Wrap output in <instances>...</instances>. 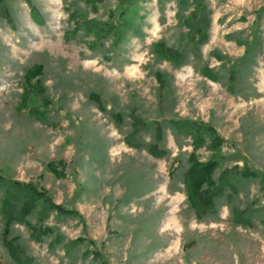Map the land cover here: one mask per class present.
<instances>
[{"label":"rangeland","instance_id":"obj_1","mask_svg":"<svg viewBox=\"0 0 264 264\" xmlns=\"http://www.w3.org/2000/svg\"><path fill=\"white\" fill-rule=\"evenodd\" d=\"M203 1L192 39L194 0L1 2L0 173L73 212L26 216L48 229L39 239L15 221L4 235L0 212V264H20L5 240L21 264H264V0ZM174 121L213 135L193 148ZM192 152L217 154L213 186L227 170L201 217L184 184Z\"/></svg>","mask_w":264,"mask_h":264},{"label":"trees","instance_id":"obj_2","mask_svg":"<svg viewBox=\"0 0 264 264\" xmlns=\"http://www.w3.org/2000/svg\"><path fill=\"white\" fill-rule=\"evenodd\" d=\"M0 0V12L6 14V9L1 5ZM88 3H94L95 1L100 0H86ZM129 3L130 0H119ZM195 8L194 11L190 14V16L186 19V25L190 29V38H193L191 32L196 31L202 34V26L208 23V19L204 16L205 5L203 0H194ZM198 14H202V16L193 22L196 19ZM121 31H116L114 34V39L119 41L121 39ZM154 51L156 54L162 58L168 59L172 61L175 65L181 64L185 60V56L180 55L179 52L175 51L173 48L167 47L163 42H156L154 44ZM41 70V66H36L33 72L29 71L25 74V81L29 84L31 80V76L33 73H38ZM209 70V69H208ZM207 69L203 70V74L207 77H211L209 75V71ZM158 75V79L162 82L160 75ZM25 93L22 95V104L25 101ZM36 116H41L39 113H36ZM138 119L136 120V125L138 124ZM172 124L175 126L174 128L177 131H183L189 134L192 138L193 148H198L202 142V134L212 133V127L208 124L204 123H195L196 125H188L185 126V129H182V126L178 124V122L174 121ZM184 126V125H183ZM135 130V127H134ZM158 132V129H157ZM126 140L131 143L129 137H126ZM221 143V139L214 134L208 143V148L213 151H217L218 146ZM153 149H156L155 146H150V151L156 155ZM162 153L160 151H157ZM217 154L213 155L211 159L208 161H198L195 160L194 153L190 154L191 164L188 167L185 175H184V184L186 186V194L187 199L190 205L194 208L197 217H201L205 213L214 212V198L218 195L220 191L221 185L226 183L225 173L220 176V186H213L212 181V173L214 169L219 165L220 160L216 159ZM243 177L254 176L255 173L248 170L242 169V173H240ZM233 187V185H229ZM0 190H1V198H0V212L4 217V235L7 234L10 224L15 222H23L31 227L33 232V237L39 239L41 233H44L48 229H37L32 225L28 220H26V216L31 214L33 211H37V219L38 221L43 220L48 217L51 211H56L60 213H72V209H66L63 206L54 203L42 190L37 188L32 183L23 182L18 179H12L4 176L0 173ZM45 230V231H44ZM4 244L8 247L10 255L14 258V260L18 263H22L23 257L21 258L14 251V248L10 241L5 240ZM20 254V253H19Z\"/></svg>","mask_w":264,"mask_h":264}]
</instances>
